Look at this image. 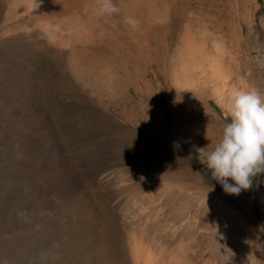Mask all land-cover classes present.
Instances as JSON below:
<instances>
[{"label":"rangeland","instance_id":"1","mask_svg":"<svg viewBox=\"0 0 264 264\" xmlns=\"http://www.w3.org/2000/svg\"><path fill=\"white\" fill-rule=\"evenodd\" d=\"M84 1L40 17L54 28L0 13V41L30 29L64 45L51 56L36 34L0 44V264H135L128 246L138 239L156 257L147 264L264 262V174L228 194L199 161L230 119L233 91L264 97V0H114L111 15ZM25 44L40 58H28ZM213 52L222 71L233 67L220 94ZM10 110L31 116L8 122ZM36 115L50 124L29 130ZM30 144L44 165L26 159ZM90 223V239L80 240ZM105 224L115 233L111 255L98 247Z\"/></svg>","mask_w":264,"mask_h":264},{"label":"bare ground","instance_id":"2","mask_svg":"<svg viewBox=\"0 0 264 264\" xmlns=\"http://www.w3.org/2000/svg\"><path fill=\"white\" fill-rule=\"evenodd\" d=\"M89 1V0H88ZM91 1H93V2H91ZM94 1L95 0H90V2H89V4L90 3H93L94 4ZM87 2V1H86ZM85 3V1L84 0H0V13H4V12H6V13H8V14H10V15H12L13 16V18H15V20L16 19H23V18H28V19H30V20H35V19H38V18H40V17H42V16H44V17H49V16H52V17H54V18H58L59 16H62L63 15V13H65L66 11H68L69 9L70 10H73V9H75V10H77V9H83V7H81V6H84L83 4ZM86 4H88V2L86 3ZM254 8V7H253ZM252 8V9H253ZM257 10V9H256ZM74 11V10H73ZM80 11H82V10H80ZM233 12V11H232ZM253 12V11H252ZM11 16V17H12ZM46 17V18H47ZM41 20L43 19V18H40ZM24 20V19H23ZM29 20V21H30ZM40 20V21H41ZM46 20V19H45ZM52 19H49V21L48 20H46L47 21V23H45V24H47V26L49 25V26H51V27H53L54 28V25L52 26V24H54V23H51V24H48V22H50ZM28 21V20H27ZM36 21V20H35ZM43 21H44V19H43ZM46 21H44V22H46ZM25 22V21H24ZM32 22V21H31ZM31 22H29V24L31 23ZM34 22V21H33ZM42 22V21H41ZM43 22V23H44ZM61 22V21H60ZM64 22V21H63ZM37 23V26H38V22H36ZM35 22H34V24H36ZM40 23V22H39ZM42 23V24H43ZM26 24H28V23H26ZM33 24V25H34ZM41 24V25H42ZM45 24H43V27L45 26ZM61 24V23H60ZM64 24H66V23H64ZM32 25V26H33ZM41 25H39L40 27H41ZM63 25V24H62ZM61 25V26H62ZM29 26V28L31 27V25H28ZM61 26H59V29H58V31L57 32H59L60 31V29H65L66 27H69L68 26V24L67 25H63L62 26V28H61ZM66 26V27H65ZM43 27H41V28H43ZM32 29V28H31ZM44 29V28H43ZM47 30H48V33H47V36H48V34H52L53 33V36H52V38L54 37V39H55V36H54V32H52V31H50V30H52V28L51 29H49V28H46ZM46 29H44V33H45V31H46ZM68 29V28H67ZM39 30V29H38ZM42 30V29H41ZM43 31V30H42ZM64 31V30H63ZM236 31V30H235ZM239 31V30H238ZM50 32V33H49ZM52 32V33H51ZM60 33H61V31H60ZM35 34L37 35V33H34L32 30H28L27 31V33L25 32V33H23V34H15V33H12V34H10V33H8V35H4L3 36V38H1L2 40L0 41V44H2V45H4L5 47L6 46H12V45H19L20 43H21V39H27V38H34L35 37ZM39 34V33H38ZM42 34V33H41ZM62 34V33H61ZM60 34V35H61ZM233 34H235V33H233ZM232 34V35H233ZM240 34V33H239ZM46 35V34H45ZM195 35V34H194ZM193 35V36H194ZM237 35V34H236ZM38 36V35H37ZM41 36H43L44 37V35H41ZM41 36H38V37H40V39L38 40V38H37V40L35 39V41H36V46L38 45L39 46V48L40 49H43L45 52H47V53H49V54H52L51 56H58V54H59V56L62 54V52H63V47H64V45H63V47L61 46V45H59L60 44V42H61V38H59L58 39V41L60 40V42H57L56 40L57 39H55L54 40V42L56 41L57 43H51V42H49V40H48V38L47 39H41ZM196 36V35H195ZM42 37V38H43ZM57 38H58V36H56ZM59 37H63V36H59ZM51 38V39H52ZM193 38H195V37H193ZM192 38V39H193ZM236 39V38H235ZM63 40V39H62ZM194 40V39H193ZM25 41V40H24ZM51 41H53V39L51 40ZM198 43V42H197ZM193 44H195V43H193ZM193 44H192V46H193ZM239 44V43H238ZM17 45V46H18ZM26 45V44H25ZM25 45H24V47H23V45H22V47L24 48V50L26 51V55H27V57L28 58H32L33 60H34V58L35 59H37V57L38 56H40V55H42V54H40L39 55V53H41V52H43V50L41 51V52H38L37 51V49L36 48H38V47H36V48H34L33 46H28V44L26 45V46H28V47H25ZM3 46V47H4ZM191 46V47H192ZM198 46V45H197ZM200 46V45H199ZM198 46V47H199ZM215 48H216V46H214ZM212 48V47H210L211 48V50H213V51H215L216 52V49L215 48ZM38 48V49H39ZM199 48H201V46L199 47ZM202 49V48H201ZM204 49H206V48H204ZM198 51H199V49H197ZM208 50H209V48L207 49V52H208ZM221 50V49H220ZM218 48H217V53H219V51H220ZM40 51V50H39ZM201 51V50H200ZM203 51V50H202ZM193 52H195V53H192L191 54V52H190V54H191V56L193 55V54H195V56H196V52L197 51H193ZM222 51H220V56H223L224 54H222L221 53ZM76 53H78V52H76ZM76 53H75V55H76ZM80 53H82V52H80ZM212 53V52H211ZM217 53H214L213 52V54L215 55V58H220L218 55H217ZM24 54V55H25ZM213 54H211V55H213ZM80 56V58L78 57V55H76V57L77 58H79L80 60H82V59H84L85 57H81V54H79ZM210 55V56H211ZM213 55V56H214ZM71 56H73V55H71ZM194 56V60H196L197 59V57H195ZM212 56V57H213ZM224 56H227V55H224ZM207 57H209V56H207ZM209 58L208 59V61H210V59L212 60H214V61H212L213 63H215V64H213V69L211 68V69H209V72H210V70H211V72L209 73L210 75V80H211V82H212V84L214 85V89H215V87L217 88V92L219 91V94H220V91L222 92L225 88H227L230 84H229V82H228V80L230 79L229 77V73H231V72H229L230 71V69L231 70H233V67H231L230 66V68L228 69V67H229V64L227 65L228 67H227V69L229 70L228 72H227V70H225L224 69V71H225V74L223 73L224 71H222L223 69L219 66L220 64H221V61H223V59H224V57H223V59H215L214 57L213 58ZM231 57V56H230ZM230 57H228V58H230ZM40 57H38V59H39ZM55 58V57H54ZM60 58V57H59ZM74 58H75V56H74ZM74 58H72V60L74 61V60H76V59H74ZM196 58V59H195ZM226 58V57H225ZM27 59V58H26ZM56 59V58H55ZM191 59V58H190ZM232 59V58H231ZM16 60V61H15ZM56 60H58V58L56 59ZM217 60H221V61H219V63L220 64H218V62L216 63V61ZM228 60V59H227ZM37 61V60H36ZM78 61V60H77ZM198 62H195V63H200L201 61L200 60H197ZM200 61V62H199ZM14 62L16 63V62H18L17 61V58H15L14 59ZM226 62V61H225ZM19 63V62H18ZM223 63V62H222ZM230 63V62H229ZM204 64V63H203ZM212 64V63H211ZM183 66H184V69L186 70V71H190L189 70V68H190V64H188V63H185V64H183ZM234 66H236V65H234ZM238 66V65H237ZM198 67H201V66H198ZM226 67V66H225ZM202 68H206V67H202ZM236 68V67H235ZM237 69H238V67H237ZM205 70H206V72H207V69H204V71L203 72H205ZM239 70V69H238ZM235 71V70H234ZM236 72V71H235ZM226 73H228L227 75L229 76H226ZM234 73V72H233ZM239 74V73H238ZM237 74V75H238ZM231 75H232V73H231ZM234 75V74H233ZM236 75V74H235ZM234 75V76H235ZM236 75V76H237ZM239 76H240V74H239ZM241 77V76H240ZM239 77V78H240ZM64 78V77H63ZM232 78V77H231ZM235 80H237L238 79V77H236V78H234ZM233 79V80H234ZM242 79L243 78H241V81H242ZM209 80V81H210ZM232 80V79H231ZM232 80V81H233ZM234 80V81H235ZM240 80V79H239ZM240 81V82H241ZM231 82V81H230ZM233 83V82H232ZM239 83V81L237 80V84ZM211 84V83H210ZM211 84V85H212ZM229 84V85H228ZM237 84H236V86H237ZM210 85V86H211ZM212 85V86H213ZM240 85V84H239ZM211 86V87H212ZM211 87H210V89H211ZM233 87V86H232ZM235 87V86H234ZM202 88H204V87H202ZM242 89L244 88V87H241ZM214 89H212V90H214ZM232 89V88H231ZM246 89H247V87H246ZM229 90V89H228ZM206 91V90H205ZM230 91V90H229ZM232 91V90H231ZM222 93H224V92H222ZM216 94V93H215ZM218 94V93H217ZM227 95V94H226ZM228 95H229V93H228ZM35 97V96H34ZM221 97H223V96H221ZM226 97V96H225ZM220 98V97H219ZM31 100H32V102L33 103H35V101L37 102V100L35 99V98H31ZM11 103V102H10ZM39 104V103H38ZM37 106V105H36ZM38 112V111H37ZM28 113H29V111H28ZM39 113V112H38ZM37 114V113H36ZM27 116L29 117V116H31L30 114H26V112H25V114L23 113V112H21V111H13V110H10V111H8V113H7V121L8 122H14L15 121V119L17 120V119H20V120H23V119H28L27 118ZM33 120V119H32ZM45 120V121H44ZM24 121V120H23ZM28 121V120H27ZM45 122H46V119H42V118H40L39 116L37 117V115H36V119H35V121H33L32 122V124L30 125V128H29V130L31 129V130H36L38 127L39 128H41L43 125H45ZM18 123V122H17ZM29 124V123H28ZM25 125V124H24ZM12 127V126H11ZM11 127H10V129H11ZM38 130V129H37ZM59 130V129H58ZM32 132V131H31ZM32 134V133H31ZM30 134V135H31ZM45 136V135H44ZM33 144V143H32ZM34 145V144H33ZM29 147H28V149L25 151V156H26V159L30 162V163H33V164H40V165H44L45 163H46V161H45V156H42V155H36L35 154V152L33 151V148L31 147V144L30 145H28ZM66 148V147H65ZM68 148V147H67ZM66 150V149H65ZM56 152V151H55ZM38 153V152H37ZM40 153V152H39ZM71 153V152H70ZM67 157V156H66ZM72 157V156H71ZM64 159V158H63ZM67 159V158H66ZM49 160V159H48ZM53 160V159H52ZM57 160V159H56ZM70 160H72V159H70ZM62 162H63V160H61ZM66 161V160H65ZM62 164V163H61ZM65 164V163H64ZM70 163H68V165H69ZM51 165H53V164H51ZM67 165V166H68ZM48 167H50V166H48ZM54 167H57V166H54ZM62 167V166H61ZM66 167V166H65ZM69 167V166H68ZM70 168V167H69ZM57 169V168H56ZM51 170V169H50ZM45 171H47V170H45ZM64 171V170H63ZM73 171V170H72ZM56 172V171H55ZM59 172V171H58ZM50 173V172H49ZM48 173V174H49ZM53 173V172H52ZM65 173V172H64ZM64 173H62V174H64ZM68 173H69V171H68ZM68 173H65V175L67 174L69 177H70V174H68ZM43 174V173H42ZM59 174V173H58ZM47 175V174H46ZM55 175V174H54ZM53 175V176H54ZM66 175V176H67ZM80 175V174H79ZM79 175H77V177L79 176ZM72 176V175H71ZM55 177H56V175H55ZM68 177V179H69V181H70V178ZM42 178H44V177H42ZM48 178V177H47ZM60 178V177H59ZM38 179V178H37ZM46 179V178H45ZM67 179V178H66ZM76 179V178H75ZM47 180V179H46ZM50 180H52V179H50ZM49 179H48V181H50ZM65 180V179H64ZM63 180V181H64ZM42 181V180H41ZM53 181H55V179L53 180ZM57 181V180H56ZM55 181V182H56ZM43 182H45V181H43ZM47 182V181H46ZM45 182V183H46ZM72 182V181H71ZM35 183H36V180H35ZM39 183H41V182H39ZM37 184V183H36ZM49 184H50V182H49ZM57 184V183H56ZM69 184V183H68ZM51 185V184H50ZM75 185V184H74ZM45 186V185H44ZM47 186V185H46ZM53 186V185H52ZM78 186V185H77ZM55 187V186H54ZM57 187V186H56ZM65 187V186H64ZM70 187V186H69ZM74 187H76V185L74 186ZM49 188V187H48ZM58 189H59V187H58ZM66 189H67V187H66ZM65 189V190H66ZM71 189V188H70ZM49 191V190H48ZM54 191V190H53ZM68 191V190H67ZM71 191H73V189L71 190ZM63 192V191H62ZM64 196V195H63ZM79 204V203H78ZM86 205V204H85ZM81 206V205H80ZM87 206V205H86ZM75 208V207H74ZM84 208V207H83ZM88 208V207H87ZM73 210V209H72ZM76 210V209H75ZM84 210V209H83ZM86 210V209H85ZM90 210V208L88 209V211ZM78 211H79V209H78ZM82 212V211H81ZM93 212H95V211H93ZM88 213V212H87ZM79 214V213H78ZM86 214V213H85ZM89 214V213H88ZM91 214V213H90ZM93 214V213H92ZM91 214V215H92ZM81 216H85L84 214H81ZM87 216V215H86ZM93 216H95V215H93ZM96 217V216H95ZM84 218V217H83ZM89 219V218H88ZM94 218H92V220H93ZM84 220H85V218H84ZM86 221V220H85ZM94 221V220H93ZM93 221H92V223H93ZM97 222H98V220H96ZM89 223V222H88ZM92 223H90V224H84L83 225V227H82V229H80L79 230V236H80V240H82V241H87V240H89L90 239V235H91V233H90V227H91V225H92ZM97 225V224H96ZM101 225V224H100ZM103 225V224H102ZM96 228V227H95ZM110 228H111V226H110ZM79 229V228H78ZM92 229V228H91ZM98 236L99 237H101L102 239H101V242H99V249L101 250V251H103V252H106V254H108V255H111V244H112V242H114L113 241V239L115 240V237H114V232L112 233V229L110 230L109 229V227H108V225H107V227H106V224H105V226H101V227H99L98 226ZM96 235V236H97ZM78 236V237H79ZM95 236V235H94ZM93 236V237H94ZM71 240V239H70ZM138 240H141L142 241V239H138ZM137 240V241H138ZM82 241H81V243H82ZM137 241H136V243L135 242H133V243H130L129 244V250H128V254H129V257L133 260V262L135 263V264H147V263H149L150 261L151 262H154L155 260H156V257L155 258H152L153 259V261H152V259H151V256L152 255H150V254H152V253H145V251L143 252V249L142 248H144V247H141L144 243H143V241H142V243L141 242H139V243H137ZM70 242V241H69ZM80 242V241H79ZM89 242V241H88ZM95 242V241H94ZM97 243V242H96ZM142 245H141V244ZM90 244V243H89ZM83 245V244H82ZM93 245V244H92ZM91 245V246H92ZM141 245V246H140ZM80 247H82V246H80ZM87 247H88V244H87ZM116 247V246H115ZM146 247V246H145ZM90 248V247H89ZM145 249V248H144ZM147 249V248H146ZM95 250V249H94ZM98 252V251H97ZM104 254V253H103ZM150 255V256H149ZM264 258V257H263ZM113 259V258H112ZM155 259V260H154ZM260 260V259H259ZM263 261V260H262ZM261 264L262 263H264V262H260ZM152 264V263H151Z\"/></svg>","mask_w":264,"mask_h":264},{"label":"clouds","instance_id":"3","mask_svg":"<svg viewBox=\"0 0 264 264\" xmlns=\"http://www.w3.org/2000/svg\"><path fill=\"white\" fill-rule=\"evenodd\" d=\"M99 15L119 12L114 0H95ZM229 121L214 147L199 149V161L228 194L252 187L264 174V97L256 89H239L228 99ZM233 181L230 183L229 181Z\"/></svg>","mask_w":264,"mask_h":264},{"label":"water","instance_id":"4","mask_svg":"<svg viewBox=\"0 0 264 264\" xmlns=\"http://www.w3.org/2000/svg\"><path fill=\"white\" fill-rule=\"evenodd\" d=\"M42 107H43V104L41 105ZM42 112H43V108H42ZM45 118H46V120H47V122L50 124V120H49V118L47 117V116H45V115H43ZM58 119H60V118H58ZM80 119V118H79ZM98 148H96L95 150H97ZM100 152V151H99Z\"/></svg>","mask_w":264,"mask_h":264}]
</instances>
